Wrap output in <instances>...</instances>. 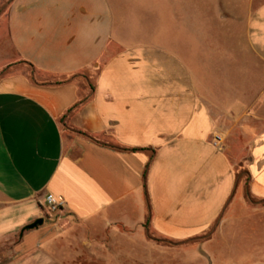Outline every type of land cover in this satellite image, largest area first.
<instances>
[{
  "label": "crops",
  "instance_id": "obj_1",
  "mask_svg": "<svg viewBox=\"0 0 264 264\" xmlns=\"http://www.w3.org/2000/svg\"><path fill=\"white\" fill-rule=\"evenodd\" d=\"M122 3L0 7V248L14 264L80 236L75 264L96 263L116 237L184 240L264 201V0Z\"/></svg>",
  "mask_w": 264,
  "mask_h": 264
},
{
  "label": "rangeland",
  "instance_id": "obj_2",
  "mask_svg": "<svg viewBox=\"0 0 264 264\" xmlns=\"http://www.w3.org/2000/svg\"><path fill=\"white\" fill-rule=\"evenodd\" d=\"M123 1L125 10L131 8L135 14L144 13V0ZM111 5L114 6L112 1ZM86 73L92 76L95 72L90 69ZM262 202L251 200L250 203L255 207L249 205L247 213L240 209L241 213L236 219L220 226L219 217L206 231L188 239H163L149 232L147 235L142 234L138 229L135 242L123 243L122 240L117 241L119 238L116 237L109 243L111 254L106 253L101 259H83L98 260L89 264H264V213H253L254 210H264ZM57 218L50 221L49 232H59L63 228ZM81 238L78 243L61 244L47 264L79 263L81 260L72 255L82 248L79 243ZM9 250V247L0 248V264H10L11 259L14 264L16 254H10ZM116 251H125L127 255Z\"/></svg>",
  "mask_w": 264,
  "mask_h": 264
},
{
  "label": "built area",
  "instance_id": "obj_3",
  "mask_svg": "<svg viewBox=\"0 0 264 264\" xmlns=\"http://www.w3.org/2000/svg\"><path fill=\"white\" fill-rule=\"evenodd\" d=\"M223 136L220 133H215L213 137V145L217 149H222ZM44 204L50 212L60 215L63 208V202L56 199L53 195H48L44 199Z\"/></svg>",
  "mask_w": 264,
  "mask_h": 264
},
{
  "label": "trees",
  "instance_id": "obj_4",
  "mask_svg": "<svg viewBox=\"0 0 264 264\" xmlns=\"http://www.w3.org/2000/svg\"><path fill=\"white\" fill-rule=\"evenodd\" d=\"M9 69V67L8 68H6V69H4V70H2L1 72H0V75H2L3 73H5L7 70ZM78 77H82L83 79H87L88 80V74L86 73V71L85 72H83V73H78V74H73V75H71V76H69V77H67V78H64L63 80H59V81H57L56 83H64V82H68V81H71V80H73V79H75V78H78Z\"/></svg>",
  "mask_w": 264,
  "mask_h": 264
},
{
  "label": "water",
  "instance_id": "obj_5",
  "mask_svg": "<svg viewBox=\"0 0 264 264\" xmlns=\"http://www.w3.org/2000/svg\"><path fill=\"white\" fill-rule=\"evenodd\" d=\"M43 223V219H35L33 222L29 223L22 229V233H24L26 230H31L33 228H38Z\"/></svg>",
  "mask_w": 264,
  "mask_h": 264
}]
</instances>
